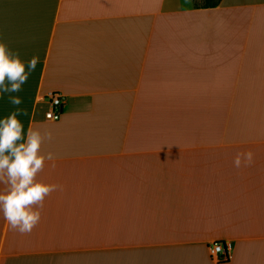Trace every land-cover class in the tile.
Masks as SVG:
<instances>
[{"label":"crops","instance_id":"obj_1","mask_svg":"<svg viewBox=\"0 0 264 264\" xmlns=\"http://www.w3.org/2000/svg\"><path fill=\"white\" fill-rule=\"evenodd\" d=\"M197 1L0 0L38 61L0 116L52 134L37 179L60 185L30 232L0 217V264H264V0Z\"/></svg>","mask_w":264,"mask_h":264},{"label":"clouds","instance_id":"obj_2","mask_svg":"<svg viewBox=\"0 0 264 264\" xmlns=\"http://www.w3.org/2000/svg\"><path fill=\"white\" fill-rule=\"evenodd\" d=\"M37 62L36 57L25 62L0 41V97L19 92ZM8 99L13 105L22 102L17 95H9ZM19 113L17 108L0 116V184L6 185L0 190V217L11 230L27 233L39 222L45 198L60 185L37 179L45 162L55 159L52 152H42L45 139L51 140L52 134L32 127L25 131ZM253 155L251 151L237 153L234 166L251 164Z\"/></svg>","mask_w":264,"mask_h":264},{"label":"built area","instance_id":"obj_3","mask_svg":"<svg viewBox=\"0 0 264 264\" xmlns=\"http://www.w3.org/2000/svg\"><path fill=\"white\" fill-rule=\"evenodd\" d=\"M50 109L46 112V118L50 120H58L64 108V98L61 92H53L50 94ZM211 254L217 262L227 261L228 254L225 252V244L221 241L213 242L209 246Z\"/></svg>","mask_w":264,"mask_h":264},{"label":"trees","instance_id":"obj_4","mask_svg":"<svg viewBox=\"0 0 264 264\" xmlns=\"http://www.w3.org/2000/svg\"><path fill=\"white\" fill-rule=\"evenodd\" d=\"M221 0H205V7H215L219 5Z\"/></svg>","mask_w":264,"mask_h":264},{"label":"rangeland","instance_id":"obj_5","mask_svg":"<svg viewBox=\"0 0 264 264\" xmlns=\"http://www.w3.org/2000/svg\"><path fill=\"white\" fill-rule=\"evenodd\" d=\"M205 3V0H201V1H197L196 4H204Z\"/></svg>","mask_w":264,"mask_h":264}]
</instances>
